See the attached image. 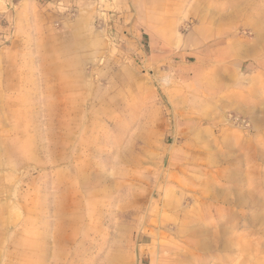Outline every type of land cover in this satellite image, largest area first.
<instances>
[{"label":"rangeland","instance_id":"374dc122","mask_svg":"<svg viewBox=\"0 0 264 264\" xmlns=\"http://www.w3.org/2000/svg\"><path fill=\"white\" fill-rule=\"evenodd\" d=\"M0 264H264V0H0Z\"/></svg>","mask_w":264,"mask_h":264}]
</instances>
